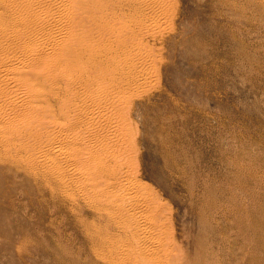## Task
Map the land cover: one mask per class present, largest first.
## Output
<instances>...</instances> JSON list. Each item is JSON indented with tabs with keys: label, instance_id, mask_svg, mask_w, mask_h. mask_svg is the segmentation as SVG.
I'll list each match as a JSON object with an SVG mask.
<instances>
[{
	"label": "rangeland",
	"instance_id": "1",
	"mask_svg": "<svg viewBox=\"0 0 264 264\" xmlns=\"http://www.w3.org/2000/svg\"><path fill=\"white\" fill-rule=\"evenodd\" d=\"M170 5L129 93L139 177L161 198L177 264H264V0ZM0 153V264H106L74 174L60 184Z\"/></svg>",
	"mask_w": 264,
	"mask_h": 264
},
{
	"label": "bare ground",
	"instance_id": "2",
	"mask_svg": "<svg viewBox=\"0 0 264 264\" xmlns=\"http://www.w3.org/2000/svg\"><path fill=\"white\" fill-rule=\"evenodd\" d=\"M172 1L0 0V151L60 184L74 174L100 214L83 224L90 245L112 247L106 264L181 259L161 198L139 177L128 117L157 56L144 39Z\"/></svg>",
	"mask_w": 264,
	"mask_h": 264
}]
</instances>
